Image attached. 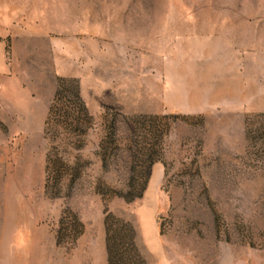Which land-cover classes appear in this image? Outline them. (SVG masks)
Wrapping results in <instances>:
<instances>
[{
  "label": "rangeland",
  "instance_id": "obj_1",
  "mask_svg": "<svg viewBox=\"0 0 264 264\" xmlns=\"http://www.w3.org/2000/svg\"><path fill=\"white\" fill-rule=\"evenodd\" d=\"M120 221L135 264H264V0H0L4 264Z\"/></svg>",
  "mask_w": 264,
  "mask_h": 264
},
{
  "label": "trees",
  "instance_id": "obj_2",
  "mask_svg": "<svg viewBox=\"0 0 264 264\" xmlns=\"http://www.w3.org/2000/svg\"><path fill=\"white\" fill-rule=\"evenodd\" d=\"M65 81L67 80L64 79L63 82ZM71 101L77 107H79L81 111L86 112V105L81 95L80 86L78 83L74 86L73 99ZM120 222L121 223L117 225L116 229L115 227L114 229L107 227V250L110 264H135L136 259L132 255L133 247L128 241L122 242L126 231L129 230L127 225L130 224L129 222Z\"/></svg>",
  "mask_w": 264,
  "mask_h": 264
},
{
  "label": "crops",
  "instance_id": "obj_3",
  "mask_svg": "<svg viewBox=\"0 0 264 264\" xmlns=\"http://www.w3.org/2000/svg\"><path fill=\"white\" fill-rule=\"evenodd\" d=\"M0 264H4V252H3V247H1V252H0Z\"/></svg>",
  "mask_w": 264,
  "mask_h": 264
}]
</instances>
